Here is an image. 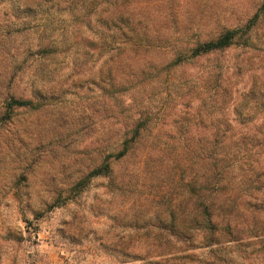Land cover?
<instances>
[{
  "label": "trees",
  "instance_id": "1",
  "mask_svg": "<svg viewBox=\"0 0 264 264\" xmlns=\"http://www.w3.org/2000/svg\"><path fill=\"white\" fill-rule=\"evenodd\" d=\"M131 1L0 0L1 34L7 47L0 75V140L11 146L21 138L26 132L20 120L24 112L49 111L64 103L65 89L51 82L60 67L70 64L82 70L90 60L102 62L97 88L102 101L106 99L103 108L113 102L115 117L97 140L96 158L89 165L94 166L93 173L84 174L68 193L88 180L103 179L111 194L127 198L129 210L118 221L125 230L117 235L119 255L134 261L153 259L154 264H191L200 259L198 250H208L216 259L218 252L242 246L245 236L262 238L264 243V119L257 130L255 125L254 131L241 134L230 133L232 123L211 122L214 131L209 136L188 135L193 126L209 127L202 120L177 121V132L161 137L154 134L160 119L149 109L131 105V114L120 112L122 121L114 111L119 106L118 77L133 68L136 58L170 51L171 62L154 76L147 73L152 66L141 67L143 78L165 75L167 82L179 66L217 57L233 47L252 48L256 18L242 27L223 26L204 38L167 41L134 19ZM14 33L25 38L10 56L8 40ZM227 68L217 59L206 70L204 87L214 99L227 94L223 84ZM247 96L254 99L256 90ZM248 109L256 114V103ZM17 160L16 171L27 179L36 160L31 153ZM58 198L41 200L40 208ZM147 242L153 253L143 255L139 248Z\"/></svg>",
  "mask_w": 264,
  "mask_h": 264
},
{
  "label": "rangeland",
  "instance_id": "2",
  "mask_svg": "<svg viewBox=\"0 0 264 264\" xmlns=\"http://www.w3.org/2000/svg\"><path fill=\"white\" fill-rule=\"evenodd\" d=\"M130 10L135 20L145 22L153 34L167 41L196 35L204 38L210 31L242 27L255 18L256 27L252 48L233 47L217 57L179 66L166 77L167 82L165 75L143 78L141 67L152 66L147 73L154 76L171 62L170 51L156 50L136 58L133 68L118 77L115 96L119 106L114 111L120 121L124 118L120 112L131 114L135 104L157 114L160 123L154 134L161 137L174 135L177 121L194 124L202 120L209 126H193L190 136H209L214 131L211 122L232 123L231 134L254 131L255 125L257 130L264 119L260 108L264 101V0H132ZM3 22L0 12V75L6 67L2 60L7 50L1 34ZM12 35L10 56L25 38V34ZM217 59L228 67L223 82L227 94L221 99L212 98L204 87L206 70ZM101 63L90 60L82 70H74L70 64L60 67L51 82L65 89L64 103L49 111L22 112L26 132L11 146L0 140V264H154L153 259L134 261L119 255L117 235L125 230L118 221L127 214L129 202L111 194L107 181L88 180L73 194L68 193L84 174L93 173L94 166L89 165L96 158L97 140L115 117L113 102L103 108L106 99L102 101L97 88ZM252 89L256 90L254 99L247 96ZM255 103L256 114H250L248 108ZM26 153L36 161L24 179L16 169L17 157ZM57 198L56 203L40 208L41 200ZM243 238L242 246L218 252L222 258L216 255L213 259L208 250H198L200 259L191 264H264L262 238ZM139 251L153 253L149 242Z\"/></svg>",
  "mask_w": 264,
  "mask_h": 264
}]
</instances>
